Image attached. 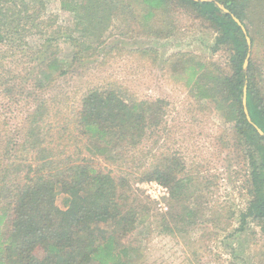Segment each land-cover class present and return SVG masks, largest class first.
I'll use <instances>...</instances> for the list:
<instances>
[{"label": "trees", "instance_id": "16d2710c", "mask_svg": "<svg viewBox=\"0 0 264 264\" xmlns=\"http://www.w3.org/2000/svg\"><path fill=\"white\" fill-rule=\"evenodd\" d=\"M115 13L129 37L133 24L157 38L184 22L215 32L218 57L162 62L186 88L177 118L169 99L138 98L117 82L71 108L52 94L103 48ZM155 51L130 49L146 64ZM204 112L229 125L213 152L244 170L240 210L221 200L210 159L194 162L199 137H211ZM137 173L168 188L165 211L131 183ZM234 219L224 239L241 244L250 230L264 247V0H0V264H136L137 240L123 241L133 231L144 243L153 234L212 242L213 227L226 232ZM232 252L230 264H246Z\"/></svg>", "mask_w": 264, "mask_h": 264}, {"label": "rangeland", "instance_id": "374dc122", "mask_svg": "<svg viewBox=\"0 0 264 264\" xmlns=\"http://www.w3.org/2000/svg\"><path fill=\"white\" fill-rule=\"evenodd\" d=\"M50 10L49 15L53 16L58 13L52 5ZM61 17L64 18L63 15ZM184 23L185 26L179 23V30L176 29L177 31L173 32L171 36L164 38L142 33L140 28L133 24L135 32L129 34V37L123 35L128 25L125 24L122 15L115 13L112 23L102 31V35L98 39V41L104 42L103 48L86 60L84 67L80 68L77 74L63 79L62 86L59 85L58 88L56 86L52 94L62 99V105L71 108L90 88L117 82L118 85L126 87V92L130 95L134 94L138 98L165 97L169 99L171 101L169 106L171 116L177 118L181 114L179 112L182 102L187 99V92L181 83H176L175 80L163 74L161 69L163 60L175 54L197 55L207 60L218 57L211 48L215 40V32L201 26L199 21L189 24V26H186L187 22ZM147 46H153L156 49L153 54L156 56V64H146L144 59L132 56L130 53L132 47ZM204 115L210 120L206 126L211 137H208L209 139L205 135L199 137L201 147L200 151H197L198 157L194 162L202 161L205 157L210 159L211 173H220L223 177L220 180L219 188L221 200L232 206L234 210H240L248 202L246 192L241 187L244 170L241 169L242 166L237 163L236 159L229 158L225 152L218 159L215 157L217 153L213 152H219L218 135L224 136L222 134H225L229 125L219 120L218 117L216 119L212 113L204 112ZM103 164L117 172L121 171L120 168L104 161ZM137 177L138 173L134 177L130 176L131 183L147 195L144 184L149 182L137 180ZM163 192L161 191V193ZM166 197L168 196H164L158 201L154 200L164 211L166 210ZM58 204L63 205L61 197L58 199ZM235 219L233 225L226 232L221 227H213L214 231L218 232V237L214 238L212 242L206 237L200 236L197 239L192 237L195 240L185 244L182 238L153 234L144 243L139 240V234L135 236L136 231L126 235L123 241L126 244H131L132 241L137 240V247L140 250L136 264H189V262L192 264H230L234 261L232 248L240 251L241 259L238 263L264 264V247L260 244L258 246L253 244L250 230L241 233V244L239 241L237 242L235 236L224 239L228 231L230 232L238 225ZM251 227L254 226L251 225Z\"/></svg>", "mask_w": 264, "mask_h": 264}, {"label": "built area", "instance_id": "2783aa9c", "mask_svg": "<svg viewBox=\"0 0 264 264\" xmlns=\"http://www.w3.org/2000/svg\"><path fill=\"white\" fill-rule=\"evenodd\" d=\"M149 183L144 184L146 194L153 200H161L164 196L169 195V190L166 186L158 181H146ZM161 191H164L161 193Z\"/></svg>", "mask_w": 264, "mask_h": 264}, {"label": "water", "instance_id": "95a60500", "mask_svg": "<svg viewBox=\"0 0 264 264\" xmlns=\"http://www.w3.org/2000/svg\"><path fill=\"white\" fill-rule=\"evenodd\" d=\"M238 20V19H237ZM239 21V20H238ZM248 41H249V45L251 46V39L250 37H248ZM249 57H250V54H248V57L245 61V67H247L248 63H249ZM244 102L246 103V99L244 100ZM260 132L263 133V131L260 129Z\"/></svg>", "mask_w": 264, "mask_h": 264}]
</instances>
